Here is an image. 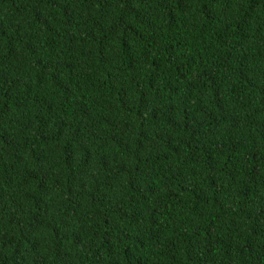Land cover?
I'll use <instances>...</instances> for the list:
<instances>
[{
    "label": "trees",
    "instance_id": "1",
    "mask_svg": "<svg viewBox=\"0 0 264 264\" xmlns=\"http://www.w3.org/2000/svg\"><path fill=\"white\" fill-rule=\"evenodd\" d=\"M0 264H264V0H0Z\"/></svg>",
    "mask_w": 264,
    "mask_h": 264
}]
</instances>
